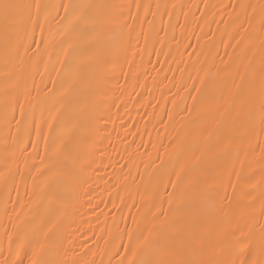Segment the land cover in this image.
Instances as JSON below:
<instances>
[{"label":"snow or ice","instance_id":"snow-or-ice-1","mask_svg":"<svg viewBox=\"0 0 264 264\" xmlns=\"http://www.w3.org/2000/svg\"><path fill=\"white\" fill-rule=\"evenodd\" d=\"M0 132V264H264V0H0Z\"/></svg>","mask_w":264,"mask_h":264},{"label":"bare ground","instance_id":"bare-ground-1","mask_svg":"<svg viewBox=\"0 0 264 264\" xmlns=\"http://www.w3.org/2000/svg\"><path fill=\"white\" fill-rule=\"evenodd\" d=\"M21 2H27V0H21ZM108 2H111V3H121L123 2V0H108ZM193 2H196L198 3L199 0H193ZM210 2L212 3H219L221 2V0H210ZM224 3H227L228 0H223ZM212 28L215 29L216 28V25L213 24L212 25ZM205 31H208V28L205 27ZM37 39H39V33H37ZM170 39V37H169ZM192 42L193 44L196 43L195 41V37L192 38ZM185 43H187V41H185ZM217 45L220 47V52H221V55H223L224 53V48L222 45H219V40H217ZM157 47L159 48V45H157ZM168 49L167 47H165L164 51L166 52ZM189 52L192 51V49H188ZM228 52H231L232 49L229 48L227 49ZM148 59V56L145 55V61H147ZM151 59H152V62L153 64H155L156 60H157V56L155 53L152 54L151 56ZM165 59L164 55H160L159 56V60L161 62H163ZM185 60L188 59L187 55L184 57ZM137 60H139V58L137 57ZM217 64L220 63L219 59H217L216 61ZM182 66V65H181ZM157 68L160 67V65H156ZM173 68L176 67L175 64L172 65ZM149 68H151V66L149 65ZM165 68H167V65H165ZM157 73L156 72H151V76H156ZM169 76L172 75V73H168ZM160 76L162 77L163 76V73H160ZM177 76H179V73L177 72ZM39 78L37 77V80ZM149 84L151 83V80L149 79ZM167 83V82H165ZM130 90V89H129ZM173 91H175V89H173ZM136 92H144V96L142 97L143 99H147L149 98L148 97V94L146 91H144L143 89H140V88H137L136 89ZM153 96L159 98L160 96V93L159 91H155L153 93ZM124 99L127 101L129 107L131 108V117L132 119L130 120L129 119V116H124V121L128 122L130 125L131 124H136L141 132L144 134L143 135V140L145 143H147V141L149 140V135L148 133L151 132V135H152V138H155L156 136V131L152 128V123L151 122H148L145 117H144V111L145 109L141 108L139 110V112H137V107H139L138 105L137 106H133V102L131 99H128V96L125 95ZM133 99H135V93H133ZM153 103H155V100L152 101ZM171 105L169 104L168 107H170ZM158 110V109H157ZM117 109L116 108H113L112 109V112H113V119L116 120V123L115 125H113L112 123H109L108 125V129L109 131L112 132V142L113 144L117 145V147L122 151L123 149V145L119 142V138L117 137V132L120 133L121 137L123 136L124 134V130L122 128L119 127V125L122 123L119 119H116V116L115 114L117 113ZM147 111H151V108H148ZM121 114H123L121 112ZM214 116V118H213ZM220 119L219 115L214 113L213 115H210L206 118V127H207V131L208 132H212L213 129L215 128V124H216V121H218ZM157 127H159L157 125ZM115 128V131H113V129ZM4 135L3 132H0V142H2V136ZM132 139H134V137L132 136H128V140L131 141ZM135 140L137 143H140V137L139 136H136L135 137ZM107 143V141L105 142ZM204 149V145L201 143L199 145V147H196L194 146L193 147V153L196 155V156H200L201 152L203 151ZM144 149H141V151H143ZM110 153L115 156L117 159L119 158L115 152H112L111 149H109ZM212 153H209L208 155H211ZM121 163H124L123 160L120 161ZM110 171V170H109ZM133 172H135V169H133ZM101 175H103V172L100 173ZM96 183H98L100 185L99 188H97V192L93 194V199H92V203L93 205L97 204L100 202V198L104 199L105 201H107L109 198H108V195L105 191H103V189L105 188V185L103 184V181H97ZM95 186V185H94ZM21 191H23V186H21ZM228 194L231 195V189L228 190ZM221 195H223V193H221ZM128 203H130V201H128ZM108 207H111V205L109 204ZM259 202H257V205H256V213L258 215L259 213ZM100 209H103L105 212L108 211V208L105 207L104 204H100V208L97 209V213H99ZM82 211H85L86 212V215H84L82 218H77V223L80 225V232H78L76 234V237H75V242L77 244V251H80V244H86L87 247H92L93 246V241H94V234L93 232L89 231V228L90 227H96V232L98 233L99 232V227L96 226V221H95V214L92 213L89 209H87V207L85 209H83ZM133 212H135V209L133 208L132 209ZM124 212L125 214L127 215L128 214V209L125 208L124 209ZM104 218L101 217V220H103ZM90 220L91 221V225L88 224V223H83V221H88ZM84 250H87V248H85Z\"/></svg>","mask_w":264,"mask_h":264}]
</instances>
